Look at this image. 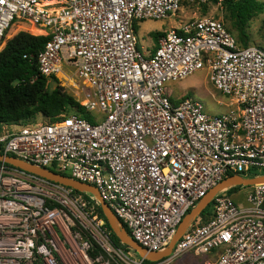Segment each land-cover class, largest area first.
Here are the masks:
<instances>
[{"label":"built area","instance_id":"built-area-1","mask_svg":"<svg viewBox=\"0 0 264 264\" xmlns=\"http://www.w3.org/2000/svg\"><path fill=\"white\" fill-rule=\"evenodd\" d=\"M185 2L208 0H0V51L16 19L45 28L39 74L76 78L81 105L100 113L4 122L2 153L95 185L150 251L166 249L224 178L264 173V48L241 45L223 19L207 15L162 32L150 54L138 46L141 20L177 16ZM204 67L233 108L210 113L201 100L168 91L167 82ZM241 188L245 205L218 193L213 212L152 261L115 244L93 195L2 162L0 264H170L191 250L216 253L214 264H264V183Z\"/></svg>","mask_w":264,"mask_h":264},{"label":"trees","instance_id":"trees-1","mask_svg":"<svg viewBox=\"0 0 264 264\" xmlns=\"http://www.w3.org/2000/svg\"><path fill=\"white\" fill-rule=\"evenodd\" d=\"M217 3H219V0H208V2L201 5L205 11H208L212 4ZM221 5L226 10V14L228 12L227 15L233 20V31L229 27L227 29L232 33L236 31L239 37H237L238 42L241 45L248 46L249 43L245 39L247 24L256 14L262 12L264 3L259 0H223ZM24 27L31 29L33 25L15 26L7 34L5 41ZM37 34L39 35L20 31L8 39V42L0 51V129L4 122L28 123L38 114H42L50 120L56 119L61 114L72 112L90 118L86 108L72 94L65 91L63 86L57 83L53 89L49 87L50 79L58 82L56 76L47 77L39 74L37 55L45 46L49 36L44 35L43 32ZM162 34L160 31L153 33L156 46H158V39ZM30 55H33V57H30ZM0 151L3 152V149L0 148ZM6 165L15 168L10 164L6 163ZM48 168L57 171L55 166H49ZM256 174L258 173H253L251 176ZM239 187L241 186L232 187L229 193H233ZM76 192L79 193L77 190ZM83 194L86 198H89L87 193L83 192ZM97 211L105 220L106 225L110 227L100 204ZM113 239L117 246L126 248V245L115 234H113ZM111 263L118 264L115 260H112Z\"/></svg>","mask_w":264,"mask_h":264},{"label":"rangeland","instance_id":"rangeland-1","mask_svg":"<svg viewBox=\"0 0 264 264\" xmlns=\"http://www.w3.org/2000/svg\"><path fill=\"white\" fill-rule=\"evenodd\" d=\"M259 1L264 3V0ZM227 14L226 10L220 3L212 4L208 11H205L201 4L185 2L184 7L177 13V16H173L169 19L148 18L141 20L137 26V33L139 36L138 46L142 51L147 54H150L152 50L156 47V43L153 36L154 32H166L172 29H176L180 26L181 23H185L191 16L207 15L221 18L225 22L227 28L229 27L231 31H233V20ZM17 25L29 24H25L24 21L16 19L11 25V27L6 31V33H10ZM20 31H26L34 35H39L37 33L41 30L38 26H33L31 27V29L24 27L19 29L15 34ZM15 34H13L11 37H13ZM233 34L236 36V38L238 37L236 31L233 32ZM246 35L247 36L245 37V39L247 40L249 45L257 44L264 47V7L262 12L256 14L248 22L246 27ZM8 39L7 41H5L4 46L8 42ZM64 70L69 72L70 75H72L71 71L73 70L70 69L69 66L64 65ZM56 77L58 78V82L54 79H50L49 87L51 89H53L58 83L59 85L65 88V91L72 94L77 100L81 99L79 95L81 93V90L78 88L79 83L77 82L76 78L71 76L65 77L62 73H59ZM166 87L168 91L172 94L173 98L191 96L201 100L204 103L206 110L210 113L219 114L234 107L233 105L229 104V97L218 91L211 83L210 74L207 67L198 70L186 79L177 82L169 81L166 83ZM99 114L100 113L93 111L89 113V116L94 115L96 117ZM47 121L48 118H46L42 114H38L30 123L45 124ZM56 169L59 171L58 167H56ZM246 190L247 189L239 187L233 192L232 197L237 203L242 205L246 204ZM213 210L214 204L211 203L205 210V213L203 215L201 214L200 218L208 216L213 212ZM211 261L212 256H210V254H198L195 251L191 250L175 257L170 264H210Z\"/></svg>","mask_w":264,"mask_h":264},{"label":"water","instance_id":"water-1","mask_svg":"<svg viewBox=\"0 0 264 264\" xmlns=\"http://www.w3.org/2000/svg\"><path fill=\"white\" fill-rule=\"evenodd\" d=\"M0 161L10 164L13 167L18 168L22 171L36 174L50 181L61 183L66 186H70L76 189L77 191L85 192L87 194L93 195L96 199L99 200L102 211L108 223L110 224L111 229L114 231L115 235L121 240V242L126 246H128L130 249L136 251L141 257L147 258L152 261H158L172 253V250L175 247L176 242L182 237V235L186 232L188 227L211 204L215 195L224 191H229L232 187L235 186L248 187V186L264 183V173H260L252 176L241 175V174L229 175L228 177L220 181L217 185L212 187L207 192V194L197 203V205L186 214V216L182 220L174 237L172 238L170 244L166 249H164L163 251H150L145 247H143L142 245H140L130 236L127 229L119 221L113 210L102 199L99 190L95 185L74 179L68 175L59 173L47 167H42L40 165L26 162L10 154L0 152Z\"/></svg>","mask_w":264,"mask_h":264},{"label":"crops","instance_id":"crops-1","mask_svg":"<svg viewBox=\"0 0 264 264\" xmlns=\"http://www.w3.org/2000/svg\"><path fill=\"white\" fill-rule=\"evenodd\" d=\"M210 256H212V261L210 262V264H214V262L217 259V255H216V253H212V254H210Z\"/></svg>","mask_w":264,"mask_h":264},{"label":"bare ground","instance_id":"bare-ground-1","mask_svg":"<svg viewBox=\"0 0 264 264\" xmlns=\"http://www.w3.org/2000/svg\"><path fill=\"white\" fill-rule=\"evenodd\" d=\"M33 25V24H32ZM33 26H38V25H33ZM39 27V29L41 30L40 32H43V33H45V28H43V27H41V26H38Z\"/></svg>","mask_w":264,"mask_h":264}]
</instances>
